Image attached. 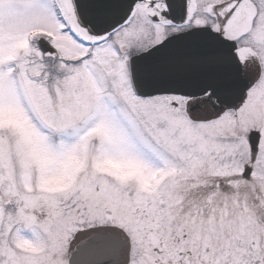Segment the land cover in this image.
Listing matches in <instances>:
<instances>
[{"label": "snow or ice", "instance_id": "snow-or-ice-1", "mask_svg": "<svg viewBox=\"0 0 264 264\" xmlns=\"http://www.w3.org/2000/svg\"><path fill=\"white\" fill-rule=\"evenodd\" d=\"M0 264H264V0H0Z\"/></svg>", "mask_w": 264, "mask_h": 264}]
</instances>
